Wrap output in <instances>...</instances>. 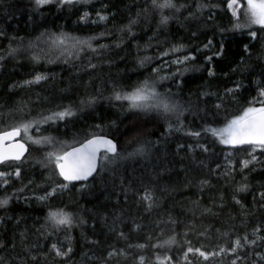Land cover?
Returning a JSON list of instances; mask_svg holds the SVG:
<instances>
[{"label": "trees", "instance_id": "trees-1", "mask_svg": "<svg viewBox=\"0 0 264 264\" xmlns=\"http://www.w3.org/2000/svg\"><path fill=\"white\" fill-rule=\"evenodd\" d=\"M185 0H177V3H184ZM193 3L194 0H187ZM201 2L214 3L217 5L215 16L212 20H207L208 9L202 13L198 20H185L187 11L182 10L176 13L178 17L170 21L166 28L157 30L159 14L151 8V0H89L88 3H79L72 7H65L57 10L55 5L46 6L39 11H33L32 0H0V30L6 35L0 37V56L5 59L0 62V130L3 125L8 122L17 123L22 117L27 119L39 118L40 114L47 115L52 111L62 110L67 106L77 112V115L66 119L65 121H57L55 124L44 125L40 133L32 131L34 138L39 136H54L57 140L65 141L72 144L74 137L82 139L85 133H95L113 138L118 145L125 146V137L121 134L128 126L130 118L140 119L145 125L143 135L140 139L151 141L150 155L147 158H137L135 160H117L115 164L109 165V171L104 173L107 183H102L100 178L96 180L92 178L85 183H75V186H69V190L58 193L56 197L51 198L46 204L38 203L34 197L44 194L45 189L49 188V181L46 180L48 170L43 169L37 160L43 159L44 152L37 150L36 146L29 145V151L25 155L26 159L22 166V180L27 184L29 180L33 181L30 188L25 189L20 194L19 201L13 200L8 209H0V217H12L5 219L0 224V241L8 246L7 250L0 249V256L7 260H11L13 256L20 259L18 253H21V240L19 233L25 228L28 229L27 245H40V251L50 247L54 241H64V233H53L47 239L37 232L41 226L45 224V217L49 211H55L69 205L70 210H76V206L72 203L75 201L79 204L80 210L87 224L81 228H73L69 233L72 240L74 252L67 264H91L84 257V253L88 255L102 254L103 245L98 249H91L90 245H86L82 238L83 231L89 238H99L104 240L105 237L100 235L101 232L107 233L101 217L114 209L117 200L123 205V197L120 196V179L128 175L147 178L154 172L161 169L162 164H166L171 168L170 173L158 178L157 185L159 187L167 186L169 190L175 188L176 191L170 194H164V199L160 209L154 210L151 215H145L142 209H137L132 201L129 200L124 205L126 211L123 216L125 224L121 227L129 234L128 242L132 244H145L143 250L135 247L127 249L128 259L123 257L112 261V264H138L140 255L145 257L144 264H158L156 257L164 256L172 257V264H231L232 257L217 256L210 258L208 261L203 260L198 255L190 254L188 261L183 258V253L187 247L201 248L205 251L218 250L219 246H230L231 241L236 235H243L245 232L251 233L252 230L261 224L264 229V210H256L252 215L242 213L240 207L232 201L234 189L244 182L243 177L247 176V183L250 191L247 193H236L238 199L246 206L247 209L253 208V194L261 189L264 185V164L256 165L257 170L250 172L245 169L243 173L239 171V161L248 158L247 155L227 146L216 144L215 150L217 156L208 157L198 150L189 154L187 148L180 149L177 154V146L191 144L195 146L197 141L192 137L186 136L185 131L200 130L201 126L206 123L200 119L204 115L197 112V94L199 92H218L223 93L225 88H231L239 81L246 87L236 97V102L240 107L248 105V101L254 97L258 98V87L256 81H264L261 72L264 65L257 66L255 56L251 60H246L244 65H240L243 56V47L248 44L253 52H257L262 44H264V29H260L259 25H252L251 28L243 30H234L235 19L231 17L230 10L227 9L226 0H201ZM108 7L105 8L104 5ZM147 9V11H144ZM89 13L88 21L81 22L83 13ZM109 16L108 21L104 23H92L98 21L97 13ZM112 13H116L115 17ZM140 13L139 22L133 26L134 36H130L127 32L121 33L120 27L126 25L129 18L135 19L136 14ZM166 15H172L171 10H165ZM31 16V20H29ZM244 17L241 14L240 22L243 23ZM255 30L261 40L252 41L248 35L249 31ZM196 31L199 38L191 36V32ZM69 33L72 36L81 38L99 36L100 33H106L105 36L93 41V47L98 49L93 53L86 51L80 54L79 58L61 56L58 51L51 48L47 41L48 37H43L37 41V37L41 33ZM17 39L13 40L12 38ZM152 37L151 40L149 38ZM20 38H23L22 40ZM211 39L212 46L203 50V45ZM34 45L32 49H28V45ZM185 44L187 52L196 56L195 61H190L186 65L190 70L178 78L165 80L159 85V91H166L168 88L179 94V99L184 103L190 111L185 112L181 118L185 128L180 132L173 131L171 134L165 132L166 123L164 120L156 117L155 114L143 115L133 114L127 110V102H119L110 99L113 95V85L127 89L128 86L143 80L145 77L151 76L150 69L163 65L160 75L168 76L177 70L176 65L171 67L164 65L165 60L176 58V54L161 59H155L159 53L170 48L174 44ZM12 47L21 49L14 56H8V48ZM120 44V47H116ZM221 44L224 47L225 55L219 59L214 55ZM100 45H107L106 48L100 49ZM199 46L202 51L194 52ZM32 55L40 57L39 62L31 59ZM150 56L153 60L146 67L141 68L138 64V57ZM212 56L211 64L206 62V57ZM89 61L96 64V69L88 68ZM251 65L254 71H237L231 73L230 69L240 66L241 69ZM213 67L216 76L209 77L205 69ZM200 69V70H197ZM225 73H229L226 77ZM45 75L46 80H42L38 84H31L20 87L24 81L32 80L35 75ZM176 81L180 83L177 88ZM13 85H16L12 91H9ZM95 98L96 103L87 106L81 105V100ZM203 99H211L215 101V97H204ZM23 107V113L18 110ZM199 108H205L203 102H199ZM208 108L211 105H207ZM113 108V109H112ZM229 111H235V105L229 104ZM12 116H9V113ZM224 112H221L220 123L213 122L212 126H222ZM115 122L116 127H113ZM101 125L103 131L96 129L95 125ZM173 126L175 127V119L173 118ZM203 136V133H202ZM204 139L211 140L210 136H204ZM203 142V141H201ZM51 150V149H47ZM130 150V149H129ZM228 152H233V159L236 162L237 171L234 179L230 182L226 180H218L215 175L209 176L214 187H207L202 197L198 191V182L200 179L208 176V170H201L199 162L206 160L209 167L215 168L218 160L222 165L225 163L224 156ZM194 155L195 161L191 158L185 159L182 163L181 157H190ZM261 161L264 156L259 151L255 153ZM171 161L172 163H168ZM188 168V179L194 181V186L187 190H181L184 182L185 174L180 171L181 168ZM251 167V166H250ZM0 170H11L4 165H0ZM115 180V185H113ZM41 185V187H36ZM84 185L83 191H78ZM154 185V186H157ZM21 187V181L10 180L6 190H0V196L12 193ZM50 190V189H49ZM157 195L161 192L157 191ZM224 196V208L220 209L215 205L220 203V196ZM24 196L31 197L25 201ZM108 197L106 199L105 197ZM200 199L201 207H212L214 212H218V216L200 215V209L192 205L189 200ZM106 206V207H105ZM191 208L193 211H188ZM90 210V211H88ZM195 212V216H193ZM178 221L176 225H161L163 233L156 228L155 222L160 219H167V214ZM95 214V215H93ZM23 218L19 226L16 220ZM136 218L137 223L144 227L141 231L131 232L132 219ZM111 223V220L108 221ZM195 224L194 230L186 228V225ZM92 225H95V236L92 231ZM205 228H209L206 235H200ZM174 229V231H173ZM51 231V229H48ZM219 230V231H217ZM187 231L188 235L183 234ZM229 233L227 237L223 233ZM176 235V243L165 245L160 248H153V244L163 243L171 236ZM264 235V231L261 232ZM151 236L149 240L148 237ZM16 244L15 251L11 250L10 242ZM185 241L190 242L185 243ZM108 243H115L117 247L126 248L125 241H117L114 236L109 235ZM36 254V249L33 248ZM254 258H249L248 264H252ZM264 264V262H260Z\"/></svg>", "mask_w": 264, "mask_h": 264}, {"label": "snow or ice", "instance_id": "snow-or-ice-1", "mask_svg": "<svg viewBox=\"0 0 264 264\" xmlns=\"http://www.w3.org/2000/svg\"><path fill=\"white\" fill-rule=\"evenodd\" d=\"M89 0H32L33 11H39L40 9L55 5L57 10L63 9L66 6L72 7L79 3H88ZM227 9L230 10L231 17L236 21L234 24V30H243L246 28H251L252 25H259L260 29H264V0H226ZM105 8L108 7L107 4L104 5ZM217 7L214 3L201 2V0H194L193 3H188L185 0L184 3H177V0H151V8L159 14V20L157 24V30L160 28H166L170 21L177 19L176 13H181L182 10L187 11V15L184 17L185 20H198L201 18L202 13L205 9H208L207 20H212L215 16V12L212 9ZM165 10H171L172 15H166ZM147 11V9H144ZM241 14L244 17L243 23L240 22ZM116 13H112L115 17ZM89 13L85 11L81 17V22H87ZM98 21H92V23H104L108 21L109 16L97 13ZM29 16V20H31ZM140 20V13L136 14V18H129L126 25L120 27V32H127L130 36H134L133 26L136 25ZM191 36L199 38L198 33L193 31L190 33ZM6 33L0 30V37H4ZM106 33L102 32L99 36H91L86 38H81L77 36H72L69 33L60 32L58 34L47 32L41 33L37 37V41H40L43 37L47 36L48 39L45 41L50 45L51 48L55 49L64 57H75L79 58L80 54L86 51L97 52L98 49L93 47V41L105 36ZM249 37L252 41H258L262 38L258 36L257 31L252 30L248 32ZM17 39L16 37L12 38ZM21 40L23 38H20ZM152 37L149 38L151 40ZM213 41L209 39L206 44L203 45V50H207L212 46ZM116 47H120V44H116ZM34 45L29 43L28 49H32ZM107 45H100L99 48H106ZM186 45L183 43L174 44L170 48L162 51L155 57V59H163L164 57L176 55L175 59L165 60L164 65L171 67L172 65L177 66V70L168 76L160 75L163 65L150 69L152 75L145 77L143 80L130 85L127 89L120 88L117 85H113V95L110 99H114L119 102H127V110L137 117L139 114L145 116L150 114H155L156 117L164 120L166 123L165 132L171 134L173 131L180 132L184 130L185 125L181 119L185 112L190 111V109L181 102L179 99V94L175 93L168 88L166 91H159V85H161L165 80H170L173 78H178L184 73L188 72L190 69L180 66L186 65L190 61H195L196 56L187 52ZM21 49L18 47H12L11 44L8 48V56H14ZM202 51V49L197 46L194 52ZM217 59L225 55L224 47L221 44L219 49L214 54ZM255 56L257 66L264 65V44L257 52L245 44L243 47V56L240 60V65H244L246 60H251ZM5 57L0 56V62H2ZM31 59L34 62H39L40 57L38 55H32ZM206 62L211 64L213 57L207 56ZM153 57L143 56L138 57L139 67L144 68L150 64ZM90 69H96L97 65L91 63L87 66ZM200 70V69H197ZM254 71L251 65L241 69L240 66L231 68L230 72L235 73L237 71ZM209 77L216 76V71L213 67L205 69ZM229 73H225L227 77ZM261 77H264V68H262L259 73ZM45 75H35L32 80H26L20 87H24L31 84H38L42 80H46ZM257 85L264 84V81H256ZM177 88L180 87V83L176 81ZM16 85H13L9 91H12ZM246 86L241 82L237 81L233 87L225 88L223 93L218 92H199L197 94V102H203L205 108H199L197 104L196 115L203 112L204 115L200 119L205 120L206 123L201 126L200 130H188L184 134L186 136L192 137L197 141L195 146L189 144H179L177 146V154L180 149L187 148L189 154L195 153L197 150L208 157L217 156L218 153L215 150L216 144L227 146L230 149H235L244 152L248 158L239 161L240 167L239 171L244 172L248 169L250 172L257 170L256 165L264 164L259 157L255 155L257 151L264 156V86L258 87V98L254 97L252 100L248 101V105L240 107L236 102L237 95ZM204 97H215V101L211 99H203ZM96 103L95 98H90L87 100H81V105L91 106ZM211 105L210 108L207 105ZM229 104L235 105V111H229ZM19 112L23 113V107H21ZM221 112H224L222 126L214 127L213 122L220 123ZM13 114L10 112L9 116ZM77 115V112L72 108V106H67L62 108V110L52 111L47 115L40 114L39 118L27 119L22 117L14 125L9 126L4 130H0V165L6 166L11 170H0V190H6L10 180L15 179L21 181V187L13 191L12 193H7L0 196V209H8L10 203L13 200L19 201L21 199L22 193L25 189L30 188L33 185V181L29 180L27 184L23 183L22 180V164L25 161V154L29 151V145L36 146L37 150L44 152L43 159L37 160L36 163L39 164L43 169L48 170V175L46 180L49 181V188L45 189L44 194L40 196H35L34 199L40 204H46L48 200L56 197L58 193H62L69 190V186H75V182L89 181V178L96 180L97 177L100 178L102 183H107L104 177V173L109 171V165L115 164L117 160H135L137 158H147L150 155L149 145L152 144L151 141L146 139H140L143 135V128L145 125L140 121V119L130 118L128 126L121 133L125 139V146L118 145V143L108 136L95 134V133H85L82 139H76L74 137L73 143L68 144L65 141L57 140L54 136H39L34 138L32 131L35 130L36 133H40L44 125L51 126L57 121H65ZM173 118L175 119L176 126H173ZM113 127H116L115 122H113ZM96 129L103 131L101 125H95ZM203 133V136H202ZM204 136H210L211 140L204 139ZM19 138V139H18ZM203 141V142H201ZM47 149H51L50 151ZM130 149V150H129ZM234 153L228 152L224 156L225 163L222 165L218 160L216 161L215 168L209 167L206 160H201L199 162V167L201 170L207 169L208 176L200 179L198 182V191L202 197L205 188L214 187L209 179V176L215 175L218 180H226L230 182L234 179V174L237 171L236 162L233 159ZM191 158L195 161V156L181 157V163L187 159ZM168 163H172L168 161ZM251 166V167H250ZM162 170L154 171L147 180L144 177H136L134 175H128L127 177H121L120 179V196L123 197L124 204H120V200H117L116 205H114L113 210L107 212L101 217L104 223V228L107 229V233L101 232L100 235L104 236L105 239L101 240L99 238H89L83 231L81 232L82 238L86 245H90L91 249L102 248V254L97 255L93 252L92 255H88L87 252L84 253V257L91 264H112V261L118 260L123 257L128 259L127 249L133 247L143 250L145 244H132L128 242L129 234L126 232L121 225L125 224L124 205L128 204L131 200L132 204L137 209H142L145 215H151L154 210L160 209L164 199V194H170L176 191L175 188L169 190L167 186L162 188L157 185L158 178L164 176L166 173L172 171L168 168L166 164L161 165ZM180 171L184 172L185 179L181 185V190H187L188 188L194 186V181L188 179V168H181ZM244 182L234 189L232 195V201L238 205L245 215H252L256 210H264V185L261 189L257 190L252 197L253 208L249 210L237 198L236 193H247L250 191V186L247 183L248 177H243ZM113 185H115V180H113ZM157 185V186H154ZM36 187H41V185H36ZM87 187L84 185L78 191H83V188ZM161 192V195H157V191ZM50 189V190H49ZM108 199V197H105ZM25 201L31 199V197L24 196ZM189 202L196 208L200 209V215H212L218 216V212H214L212 207H201L200 199L189 200ZM76 206V210H70L69 205H65L63 208H59L55 211H49L45 217V224L38 229L44 239H47L53 233H64V241H54L51 243L50 247L46 248L43 253L40 251V245H27L26 241L28 238V229L25 228L19 233L21 240V253L17 255L20 259L17 260L16 256H13L11 260H7L3 256H0V264H67L71 259L74 252L72 246L73 238L69 234L73 228H81L88 222L84 218L80 206L77 202L72 201ZM216 207L224 208V196H220V203L215 205ZM106 207V206H105ZM188 211H193L191 208ZM90 211V210H88ZM95 215V214H93ZM195 216V212H193ZM5 219H12V217H0V224L4 223ZM23 218L16 220V225L19 226ZM111 220V223L108 221ZM178 223L170 213L167 214V219H160L155 222L156 228L160 229L161 234L163 233V228L161 225H176ZM264 223V222H262ZM143 225L137 223V219H132L131 232H138L143 229ZM51 229L49 231L48 229ZM186 228L194 230L196 225L190 224L186 225ZM92 231L95 236V225H92ZM174 231V229H173ZM219 231V230H217ZM262 229L261 224L252 230L251 233L245 232L242 236L236 235L235 239L231 241L230 246H219L218 250L205 251L201 248H193L191 246L187 247L186 251L183 253V258L187 262L190 254L198 255L202 257L203 260L208 261L210 258H215L217 256H229L232 257L231 264H248L249 258H254L252 264H260L264 262V235H261ZM209 232V228H205L204 232L200 235H206ZM112 235L117 241H125L126 248L117 247L115 243H108V236ZM185 237L188 232L185 231L183 234ZM225 237L229 233H223ZM151 239V236L148 237ZM176 243V235L171 236L168 240L163 241V243L153 244V248L164 247L165 245H171ZM185 243H189L185 241ZM11 250L15 251L16 244L14 241L10 242ZM8 246L0 241V249L7 250ZM33 248L36 249V254L33 253ZM158 264H172L171 256H160L156 257ZM145 257L140 255L138 258V264H144Z\"/></svg>", "mask_w": 264, "mask_h": 264}, {"label": "rangeland", "instance_id": "rangeland-1", "mask_svg": "<svg viewBox=\"0 0 264 264\" xmlns=\"http://www.w3.org/2000/svg\"><path fill=\"white\" fill-rule=\"evenodd\" d=\"M14 124H15L14 122H8V123H6L5 125H3L1 129L4 130V129H6V128H8L9 126L14 125Z\"/></svg>", "mask_w": 264, "mask_h": 264}, {"label": "water", "instance_id": "water-1", "mask_svg": "<svg viewBox=\"0 0 264 264\" xmlns=\"http://www.w3.org/2000/svg\"><path fill=\"white\" fill-rule=\"evenodd\" d=\"M19 139V138H18ZM27 154V153H26ZM25 154V155H26ZM91 178H89V180H90ZM85 182H87V181H80V182H75V183H85Z\"/></svg>", "mask_w": 264, "mask_h": 264}, {"label": "bare ground", "instance_id": "bare-ground-1", "mask_svg": "<svg viewBox=\"0 0 264 264\" xmlns=\"http://www.w3.org/2000/svg\"><path fill=\"white\" fill-rule=\"evenodd\" d=\"M113 109V108H112Z\"/></svg>", "mask_w": 264, "mask_h": 264}]
</instances>
